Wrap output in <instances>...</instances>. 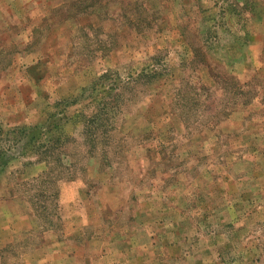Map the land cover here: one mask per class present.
Returning a JSON list of instances; mask_svg holds the SVG:
<instances>
[{
	"label": "rangeland",
	"instance_id": "rangeland-1",
	"mask_svg": "<svg viewBox=\"0 0 264 264\" xmlns=\"http://www.w3.org/2000/svg\"><path fill=\"white\" fill-rule=\"evenodd\" d=\"M0 264H264V0H0Z\"/></svg>",
	"mask_w": 264,
	"mask_h": 264
}]
</instances>
